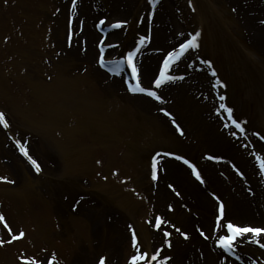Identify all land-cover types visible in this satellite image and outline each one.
<instances>
[{
  "label": "rangeland",
  "instance_id": "obj_1",
  "mask_svg": "<svg viewBox=\"0 0 264 264\" xmlns=\"http://www.w3.org/2000/svg\"><path fill=\"white\" fill-rule=\"evenodd\" d=\"M123 1L83 0L84 9L71 0H46L42 9L30 1L24 9L29 20L26 15L19 20L30 25L26 31L14 15L19 12L14 8L21 9L23 4L0 0V112L9 125L7 129L0 126V177L12 181L0 180V215L9 226L6 229L0 223V239H10L9 229L13 235L25 233L0 245V264H22L20 257L39 264H48L49 258L52 264H100L101 257L104 264H128L137 250L151 255L156 249L162 264H199L203 259L211 264H264V249L246 239L250 234L237 238L232 253L218 256L222 250L215 241L226 230L217 229L218 203L213 198L223 204L224 223L229 219L246 222L226 211L228 196L247 199L246 206L264 220V173L256 160L260 156L264 161V49L251 27L264 26V0L238 4L162 0L175 28L153 39L151 26L167 23L161 17L157 22V5L147 0ZM148 12L153 13L151 19ZM249 17L254 24L252 19L246 21ZM80 19L97 37L102 36L95 44L98 54L89 60H83L85 47L73 41ZM116 21L124 23L119 29L109 27ZM196 31L198 47L188 49L167 72L177 79L159 89L140 81L142 87L157 91L160 101L129 92L125 72L109 78L98 65L100 58H109L115 51L122 56L143 36L145 43L138 50L143 51L141 59L151 57V82L163 56ZM26 41L29 58L24 61L15 45ZM104 45L112 48L101 53L99 47ZM139 61L134 60L138 69ZM90 68L103 72L104 88L92 84L87 76ZM59 74L78 85L77 94H86L90 113L69 112L55 101L61 118L47 123L41 115L48 106L37 105L34 85L51 86ZM18 75L25 87L20 86L19 97L9 87ZM112 78L119 83L115 90L110 88ZM126 94L141 97L129 104ZM9 95L27 108L28 120L12 108ZM221 103L232 109V119L241 123L243 134L231 124L229 113L219 109ZM161 107L168 116L159 111ZM16 140L36 160L39 173L19 152ZM154 155L156 181L151 179ZM184 159L197 169L203 183L191 175ZM203 200L211 203L210 209L203 207ZM157 215L162 219L159 229L152 226ZM164 231L170 233L168 245L163 243Z\"/></svg>",
  "mask_w": 264,
  "mask_h": 264
},
{
  "label": "bare ground",
  "instance_id": "obj_2",
  "mask_svg": "<svg viewBox=\"0 0 264 264\" xmlns=\"http://www.w3.org/2000/svg\"><path fill=\"white\" fill-rule=\"evenodd\" d=\"M17 1H19V3H21V4H23V7L21 9L14 8L15 11L19 10L18 14L15 11H13V13L15 12V14H14L15 17L17 16L16 18L19 21V20H22L21 18L24 17L25 15L27 17V14L25 12H28V11H25L24 9H27L29 7L28 2L31 1V3H32V1H33L34 2L33 4L35 6L42 9L43 4L46 0H17ZM120 2H124V1L118 0L117 3H120ZM230 2L238 4L240 2V0H230ZM71 3H72V0H71ZM76 4H78L77 8L84 9L86 7L83 0L82 1L77 0ZM207 5H208V3H207ZM209 7L212 10V7L211 6H209ZM168 8L169 7H168L167 3L166 4L162 3V0H160L159 3L157 4V7H156V9L158 11L157 12L158 14H156L157 15V17H156L157 22L159 20L157 18L161 17V21H163V22L167 21V23L162 24V26L160 27L163 30H160V28H154L153 26H151L152 39L158 38V36L160 34H163L162 31L164 33H166V32L172 33L173 32L172 29L175 28V24H174L173 20L169 18ZM22 9H23V11H22ZM161 12H163V13H161ZM154 15H155V12H154ZM11 16L12 15H9V17H11ZM15 17H13V19H15ZM245 19H246V21H248V23H250L252 18L249 17V18H245ZM27 20H29L28 17H27ZM153 21L149 22V24L154 23ZM252 21H253L252 23L254 24L255 21L253 19H252ZM116 22H118V21H116ZM22 23H23V25L19 21V25H21V27H23V28L25 27L26 31H28L30 25L28 23L25 25H24V22H22ZM251 27L253 30V34L256 35L255 37L257 39V42L259 43V41H260L261 48L264 49V26L254 24ZM95 36H96V41L94 40ZM101 37H99V35L97 37V35L94 34V32L90 28V26H87L86 23H83L80 19V27H76L75 35L73 37V41L76 39L75 43L77 45L81 44L82 46L85 47V50L82 51V53L84 55L83 60L84 59L89 60V59L93 58V56L98 54V52L95 48V44L97 41H99V39H101ZM28 43L29 42L26 41L25 45H23L24 42L21 44L15 45V47H16L15 51L19 52V55L21 56V58H24V61H26L27 58H29V55L27 54L28 49L25 48L28 45ZM105 50L107 51V49H105ZM94 53H95V55H94ZM142 53H143V51H140V52L138 51V54H136V57L134 60L137 59L139 61V59H141ZM19 59L20 58L16 57L17 61H19ZM150 59H151L150 56H143L142 59L139 61L140 65H139L138 77H139V81H141V83L143 82L144 84L150 83V79H149V77H150V74H149L150 62H149V60ZM94 72L98 73V75H95ZM101 74H103V72L100 69L90 68V70L87 71V76H89L90 79H93L92 84L94 83L95 87L96 86L101 87L102 85L105 84V80L100 77ZM108 77H109V75H108ZM0 79H3L2 75H0ZM23 79L25 81L24 83L27 84V86H29L27 77H24ZM112 79H114V82L112 84H110V88H114V90H115L116 87L119 88V86H118L119 83L117 81H115L116 80L115 78H112ZM20 81L21 80L19 79V75H18L16 77V83L13 81V84L9 85V87H12V90H13V88H15L17 97H19V93L21 92L20 86H22V85L19 83ZM0 82H2V80H0ZM76 85L77 84H73V82H71L70 80H67L63 75H60V74L57 77L56 81L51 86H47L43 83L42 84L37 83L34 85V87L38 93V95L35 93L36 94L35 100L37 102V105L40 108H44V106H48V109L46 110L45 114L43 115V113H42V115H41V121L50 123V122H55L61 118V113L55 112L56 109L59 107V106L55 107V103H54L55 101L61 103V105L64 107V109L69 111V112H74V113L77 112L78 114L81 113V114H87V115H88V113H90L88 111V100L85 99V98H87V96H86V94H84V95L83 94L81 95L80 93L77 94L76 88H75ZM105 86L106 85H104V87ZM22 87L25 88L24 86H22ZM38 96H39V98H38ZM126 97L130 100L128 102L130 104L134 100L137 101V97L140 98L141 96H136V95L128 96L126 94ZM9 99L11 100V103L13 102L11 104L12 108L15 109L16 112L18 110H19V112L22 111L21 113L26 117V120H28L27 108L24 109V108L18 106L17 104L19 102H18L17 98L12 99L10 96ZM23 99L25 100V98H23ZM45 128H47V127H45ZM69 131L70 130L66 131V133H65L66 137H67V134L69 133ZM19 195H21V191H20ZM228 199H229V205H228L226 211L231 213V214L237 215L236 217L245 218L243 220L246 222L241 223V222H238L237 220L229 219L230 221H232L233 223H236L239 226H243L245 224H248L251 226L264 227V220L261 217H259V215L256 214L258 212L256 210H254L255 211L254 212L252 209H250L246 206L247 205L246 204L247 199L240 198L238 200H235V199H232L230 196H228ZM258 199H260V196H258ZM263 200H264V198H263ZM201 202H203V207L205 209L211 208V203L208 200H203ZM262 204H263V202H262ZM251 217H252V219H251ZM249 219L254 220V221L251 222V221H249ZM260 240L264 241V236L260 237ZM208 257H209V261L212 262V260H211L212 256L209 255ZM198 262H199V264H211L204 259L202 260L201 263H200V261H198Z\"/></svg>",
  "mask_w": 264,
  "mask_h": 264
},
{
  "label": "snow or ice",
  "instance_id": "obj_3",
  "mask_svg": "<svg viewBox=\"0 0 264 264\" xmlns=\"http://www.w3.org/2000/svg\"><path fill=\"white\" fill-rule=\"evenodd\" d=\"M5 3H7V0H5ZM73 5L75 6L76 0H72ZM158 0H147V4L149 5H157ZM153 13L148 12L147 17L149 19L152 18ZM78 19V17H77ZM68 23H72V17H68ZM100 24H103L104 21L100 20ZM121 23H124L123 21H118L116 23H112L109 25V27L114 28V29H119L121 27ZM99 27V25H97ZM200 35L199 31H196L194 34H190L188 38L184 39L182 43H179L178 49H175L173 51H168L166 55L163 56V61L159 65V72L158 74H154V79L150 82L151 85H154L156 89H159L161 85H163L166 82L173 81L177 79L176 76L173 75H168V69L170 64L174 61L179 59L182 54H184L188 49H195L198 47L197 43V38ZM68 36H72V32H68ZM145 43V38L142 36L140 37L139 43L137 45V48H139L140 45H143ZM101 53H103V49H101ZM137 51L136 49H133L131 51H128L125 56L121 58L120 61H114L112 62L114 64V67L110 69V71L119 74L120 73V68L121 65L124 64L127 66V69L130 70V79L131 81H134L135 84L130 83L128 79L124 80V83L127 84V90L131 93H143L148 97L153 98L156 101L161 100V96L157 94V91L151 90L150 88L142 87L141 83L139 82V77H138V66L134 62V58L136 57ZM99 63L103 64V59L99 61ZM205 64L209 63L208 61H204ZM213 76H215V72L212 73ZM216 84H220V81L217 80ZM215 87V85H213ZM221 101L224 100V96L221 95L219 97ZM219 109H224L227 113H229V120H231V124L235 127V129L239 130L241 134L244 133V128L241 126V123H238L235 119H232L231 113L232 109L231 108H226L223 103L219 105ZM219 109L217 111H219ZM160 112H163L165 116H168L169 113L165 111L163 107L159 108ZM175 123V121H173ZM0 126H3V128L7 129L9 127L8 123L6 122L5 119V114L3 112H0ZM227 127V125H225ZM176 131L180 132L179 127H176ZM182 134V133H181ZM233 136L236 135L235 132L232 133ZM16 147L18 148L19 152L23 154L28 162L31 164L33 170L37 173L41 171L40 166L37 164L36 160L32 159L31 156L28 155V152L26 151V148L22 146L20 140L15 141ZM159 155V154H157ZM164 155H169V153H164ZM209 159H212V157H208ZM177 160L182 159L180 156H176ZM256 160L259 163V170L261 173H264V161H261L260 156H256ZM99 163V161L97 162ZM183 163L188 166V168L191 169V175L195 177L197 181H200L203 183L201 176L197 169L189 163L188 160L184 159ZM151 179L153 181L157 180V158L156 156H152L151 158ZM0 180H4L8 183H12V181L7 180L6 177H0ZM171 188L172 186L169 185ZM178 195V193H177ZM214 199H217L218 207L216 208V212L219 213L218 215L215 216L216 224H217V229L219 232L224 233L226 230V234H219L218 239L215 241L216 247L218 249H222V253H219L218 256L223 255V253H232L235 250V244L234 242L237 240L238 237H246V234H250V237H246V239H250V242L253 244H258L260 248L264 249V243H260V237L264 236V227H259V226H250L248 224H245L243 226H239L236 223L233 222H222V217H223V204L219 203L218 198L213 197ZM169 210H171V206H169ZM4 216L0 215V223H3L4 228H8V224L4 223ZM163 223H167V221H163ZM162 224V219L159 215L155 217V223L152 225L154 228L159 229ZM131 230V226L129 228ZM176 232L179 233L180 236L184 237L187 239V236L184 232H181L178 228L175 229ZM9 236L10 239L5 241L0 239V245H3L4 243H11L12 241L19 240L22 238L25 233L23 231H18L17 234L13 235L12 230L9 229ZM201 236H204V233L201 231L200 232ZM170 236V233L168 231L163 232V243L165 245L169 244V240L167 239ZM131 245L135 248L137 246V236L133 233L131 235ZM159 253V249H156V251L149 255L146 252H142L137 250L135 254L130 255L128 258V264H162L161 260L157 258ZM167 260V257L164 258ZM20 260L22 264H39L38 261L36 260H27L25 257H20ZM48 264H52V259L49 258ZM100 264H104L103 257L100 258Z\"/></svg>",
  "mask_w": 264,
  "mask_h": 264
}]
</instances>
